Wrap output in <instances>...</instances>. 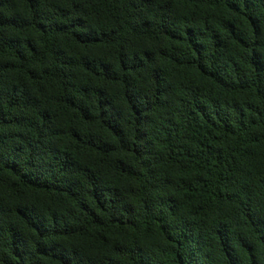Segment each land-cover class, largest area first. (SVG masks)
Returning <instances> with one entry per match:
<instances>
[{
    "label": "trees",
    "instance_id": "1",
    "mask_svg": "<svg viewBox=\"0 0 264 264\" xmlns=\"http://www.w3.org/2000/svg\"><path fill=\"white\" fill-rule=\"evenodd\" d=\"M0 264H264V0H0Z\"/></svg>",
    "mask_w": 264,
    "mask_h": 264
}]
</instances>
